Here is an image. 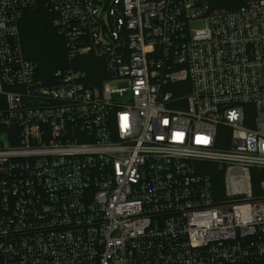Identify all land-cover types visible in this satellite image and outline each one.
Here are the masks:
<instances>
[{
	"label": "built area",
	"instance_id": "obj_1",
	"mask_svg": "<svg viewBox=\"0 0 264 264\" xmlns=\"http://www.w3.org/2000/svg\"><path fill=\"white\" fill-rule=\"evenodd\" d=\"M41 1L0 0V264H264V0H45L49 82Z\"/></svg>",
	"mask_w": 264,
	"mask_h": 264
},
{
	"label": "trees",
	"instance_id": "obj_2",
	"mask_svg": "<svg viewBox=\"0 0 264 264\" xmlns=\"http://www.w3.org/2000/svg\"><path fill=\"white\" fill-rule=\"evenodd\" d=\"M55 16L40 2L36 9L25 12L21 22V38L27 59L39 65V76L49 82L55 71L66 65L64 40L54 28ZM90 62L92 58L86 59ZM216 170L214 165H210ZM210 171L219 180L222 190V173ZM221 178V179H220Z\"/></svg>",
	"mask_w": 264,
	"mask_h": 264
},
{
	"label": "rangeland",
	"instance_id": "obj_3",
	"mask_svg": "<svg viewBox=\"0 0 264 264\" xmlns=\"http://www.w3.org/2000/svg\"><path fill=\"white\" fill-rule=\"evenodd\" d=\"M45 0H42L41 2L43 3ZM220 135L223 134V130L220 129ZM200 170H202V172H209V171H212V166H210L209 164H204L203 166L201 165Z\"/></svg>",
	"mask_w": 264,
	"mask_h": 264
}]
</instances>
